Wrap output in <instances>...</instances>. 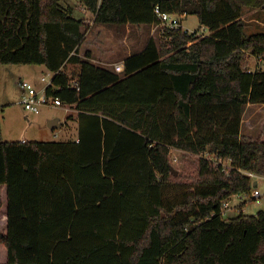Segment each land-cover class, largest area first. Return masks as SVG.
<instances>
[{
    "label": "trees",
    "instance_id": "trees-1",
    "mask_svg": "<svg viewBox=\"0 0 264 264\" xmlns=\"http://www.w3.org/2000/svg\"><path fill=\"white\" fill-rule=\"evenodd\" d=\"M79 1L98 25L152 27L160 7L210 34L165 31L116 73L80 55L85 22L60 0H0V66H45L49 96L79 111V142L7 141L0 105V264H264V211L222 212L252 193L239 170L264 176V132L242 136L264 104L246 54L264 59V31L242 17L264 0ZM171 148L192 159L178 175Z\"/></svg>",
    "mask_w": 264,
    "mask_h": 264
},
{
    "label": "rangeland",
    "instance_id": "rangeland-1",
    "mask_svg": "<svg viewBox=\"0 0 264 264\" xmlns=\"http://www.w3.org/2000/svg\"><path fill=\"white\" fill-rule=\"evenodd\" d=\"M65 8L72 9V15L76 19H82L85 22L83 32L85 33V43L80 47V52L85 55V49H89L97 59V64L110 68L117 61L123 59L128 53L141 51L150 38H154L158 44L162 35L157 30H153L148 26H128L126 28H118L114 26L95 24L91 27V22L94 20V15L88 12L79 0H60ZM243 23L246 24V33L264 31V9L245 8L242 17ZM185 30H199L200 23L197 15H189L183 21ZM193 43V42H192ZM190 43V44H192ZM168 48H171L170 46ZM249 60V70L264 71V59L253 55L251 51H247ZM39 66V67H38ZM6 68H10L8 71ZM27 68L21 74V78L29 80L36 84L38 88L44 86L41 82L44 72L43 65H1L0 71V105L3 106L2 117V133L4 140L19 141V137L24 138L21 132L28 124L23 106L20 104L22 99V90L19 87V69ZM77 68V67H75ZM70 69V67H69ZM71 70V69H70ZM61 107H44L40 113L41 121L33 125H29L27 130V138L31 141H69L75 140L78 136V127L75 123H69V114ZM36 116H31L34 120ZM47 117L59 118L63 123L58 129L51 130L46 121ZM76 116H71V118ZM48 119V118H47ZM72 119V120H73ZM69 123V127L67 125ZM35 132L36 136H33ZM264 132V104H249L245 110L242 124L243 138H258ZM22 135V136H21ZM26 137V136H25ZM186 153L174 149L172 157L179 158V164L173 168L183 172L184 168L191 165L192 159L185 155ZM195 158H200L198 155ZM178 173V174H179ZM258 175V174H257ZM252 179L251 195H236L230 199V209L226 210L225 218L230 219L240 215V210L243 208V213L248 216H256L259 212L264 211V176L258 175ZM258 181V187H255L254 182ZM258 189L262 193V197L258 200L254 199L253 193ZM173 195L171 196V198ZM244 206V207H243ZM1 207V205H0Z\"/></svg>",
    "mask_w": 264,
    "mask_h": 264
},
{
    "label": "built area",
    "instance_id": "built-area-1",
    "mask_svg": "<svg viewBox=\"0 0 264 264\" xmlns=\"http://www.w3.org/2000/svg\"><path fill=\"white\" fill-rule=\"evenodd\" d=\"M155 13L159 19V23L152 26V29L155 31L157 30L160 34L164 33L165 31H179L187 34L195 33L198 36L204 37L210 34V31L207 28H201L200 30L189 31L185 30L183 27V21L188 15L185 14H177V13H167L163 12L160 7L155 8ZM123 64H115L114 71L116 73H122L124 71ZM57 73L48 71V74H43L41 77V82L44 86L38 88L35 83L21 79L19 81V87L23 91L21 105L25 111L26 118L29 120L28 124L33 125V120L30 119L31 116H38L44 107H61L66 110V112L70 113L73 112L72 105L65 104L62 99L59 97H52L48 94V88L53 84V79ZM69 87L71 89H75L76 91L81 90L80 79L79 77H70ZM76 112H79L75 109ZM23 142L27 140H22ZM79 142L78 138L76 139ZM174 149L171 148V155L174 152ZM179 150V149H176ZM181 151V150H179ZM200 158H204L210 162H213L217 165H222L224 171H228L231 168V163L229 160H224L222 158H218L216 155L211 154L210 151H205L202 154L198 155ZM172 164L176 165L179 164V158L177 156L172 157ZM244 175L251 178H257L260 180L259 176L255 173L239 170ZM264 180V179H263ZM257 183L255 187H258V181L254 182ZM254 199L258 200L262 197V193L260 190L256 189L253 193ZM230 209V199L226 200L222 206V212L225 216L226 210ZM241 211V210H240Z\"/></svg>",
    "mask_w": 264,
    "mask_h": 264
},
{
    "label": "crops",
    "instance_id": "crops-1",
    "mask_svg": "<svg viewBox=\"0 0 264 264\" xmlns=\"http://www.w3.org/2000/svg\"><path fill=\"white\" fill-rule=\"evenodd\" d=\"M94 19H95V16H94ZM95 25V23H94V20L91 22V27L92 26H94ZM86 37V36H85ZM85 40H86V38H85ZM84 43H85V41H84ZM83 43V44H84ZM142 51V50H141ZM87 52H91L89 49H85V55H86V53ZM92 54V62H94L96 65H99V64H97V59L95 58V56H94V54L93 53H91ZM132 53H128V55H126L123 59H121L120 61H117L115 64H123L124 65V60L128 57V56H130ZM80 55L81 56H85V55H83V52H80ZM261 59H263V58H261ZM115 64H112L111 66H113L114 67V65ZM99 66H101V65H99ZM39 67V66H38ZM104 67V66H103ZM8 71H10L9 69L10 68H6ZM19 70V76H18V78H19V81L21 80V79H23V78H21L20 76H21V74H25V73H27V72H24V70L25 69H27V68H18ZM107 69H109V70H111L110 68H107ZM0 71H1V66H0ZM45 71H48L47 70V68L44 66V72ZM18 84H19V82H18ZM22 95H23V91H22ZM22 100V99H21ZM20 104H21V101H20ZM2 106V105H1ZM77 114H78V112H76V110H75V108H73V113L72 114H69V117H68V119H69V123L71 122V123H75L76 125H77V127L79 126V124H78V118H77ZM71 116H76V117H74V119H73V117L72 118H70ZM41 117H42V115H38V116H36L35 117V119L33 120V124H36V122H40L41 121ZM48 118V119H47ZM46 118V121H47V123H48V121L50 120V119H54L53 117H47ZM73 119V120H72ZM69 123H67V125H68V127H69ZM29 125L27 124L26 125V127L25 128H23V131L21 132V134H23V137L24 138H21V137H19V141H22V140H28V141H31L32 139H30V138H27V130H28V127ZM63 126V125H62ZM33 136H36L35 135V132H33V134H32ZM22 136V135H21ZM26 136V137H25ZM77 138H78V136H77ZM76 138V139H77Z\"/></svg>",
    "mask_w": 264,
    "mask_h": 264
},
{
    "label": "water",
    "instance_id": "water-1",
    "mask_svg": "<svg viewBox=\"0 0 264 264\" xmlns=\"http://www.w3.org/2000/svg\"><path fill=\"white\" fill-rule=\"evenodd\" d=\"M62 125H63V123L60 121L59 118L50 119V120L48 121V127H49L51 130L58 129V128H60ZM172 170L175 172V174L178 175L179 171L175 170L173 167H172ZM254 185L256 186L257 183H254Z\"/></svg>",
    "mask_w": 264,
    "mask_h": 264
}]
</instances>
